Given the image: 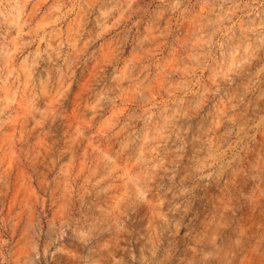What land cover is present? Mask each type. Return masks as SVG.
Segmentation results:
<instances>
[{
  "label": "rangeland",
  "instance_id": "374dc122",
  "mask_svg": "<svg viewBox=\"0 0 264 264\" xmlns=\"http://www.w3.org/2000/svg\"><path fill=\"white\" fill-rule=\"evenodd\" d=\"M0 264H264V0H0Z\"/></svg>",
  "mask_w": 264,
  "mask_h": 264
}]
</instances>
